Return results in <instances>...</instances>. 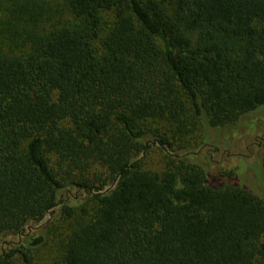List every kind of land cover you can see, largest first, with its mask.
I'll return each instance as SVG.
<instances>
[{
    "label": "trees",
    "instance_id": "1",
    "mask_svg": "<svg viewBox=\"0 0 264 264\" xmlns=\"http://www.w3.org/2000/svg\"><path fill=\"white\" fill-rule=\"evenodd\" d=\"M263 109L264 0H0V264L49 214L53 264H264V192L178 153Z\"/></svg>",
    "mask_w": 264,
    "mask_h": 264
},
{
    "label": "rangeland",
    "instance_id": "2",
    "mask_svg": "<svg viewBox=\"0 0 264 264\" xmlns=\"http://www.w3.org/2000/svg\"><path fill=\"white\" fill-rule=\"evenodd\" d=\"M260 130L264 131V109L255 114L253 123H234L222 128L202 127L196 141L197 143L200 142L203 136L205 145L202 144L199 148L197 145L190 146L189 150L184 151V149L178 153L185 154L187 152L186 154L192 156L194 160L202 162L208 175L233 172L236 183L261 196V193L257 192H264V186L262 185L264 180H261L263 176L260 175L261 150L256 148L255 145L258 136L261 134L259 133ZM161 154L158 149L153 148L145 154L143 153L139 158L143 160L142 163L146 169L159 171L162 166ZM65 196H67L68 201H81L84 199V194L75 190H71ZM49 220H52L51 232L56 245L50 243L46 249L51 248L52 250H41L40 254L36 257V264H53V262L58 260L60 254V248L58 247L61 240L60 236L71 228L67 227V224L53 219L52 214H49L38 225L29 224L26 226L24 234H33L39 225ZM18 240L19 238L16 236L6 238L7 245L9 246H13Z\"/></svg>",
    "mask_w": 264,
    "mask_h": 264
},
{
    "label": "flooded vegetation",
    "instance_id": "3",
    "mask_svg": "<svg viewBox=\"0 0 264 264\" xmlns=\"http://www.w3.org/2000/svg\"><path fill=\"white\" fill-rule=\"evenodd\" d=\"M239 156H240V154H239Z\"/></svg>",
    "mask_w": 264,
    "mask_h": 264
}]
</instances>
